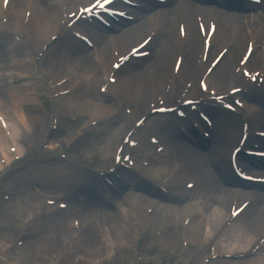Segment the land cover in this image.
<instances>
[{"label":"bare ground","instance_id":"6f19581e","mask_svg":"<svg viewBox=\"0 0 264 264\" xmlns=\"http://www.w3.org/2000/svg\"><path fill=\"white\" fill-rule=\"evenodd\" d=\"M56 1H64L63 3H65L71 11L73 6L72 0ZM83 1L85 3H90L92 0ZM212 1H215V4L219 6H227L236 10L245 8V6L233 0L227 2L223 0H197V4L212 3ZM193 2L196 3L195 0H182L179 5L173 9L153 10L151 7H143V11L139 15L140 18L145 13H147L148 16L143 22L139 23L140 25L137 24L128 27L126 30H123L119 36L112 37V39L108 40V42L103 45L102 62L105 66L103 69L95 65L92 57H89V59L83 57V52L86 51V48L82 45L78 49H61L59 50L58 56L57 50H54L53 54L57 58V65L60 67H73L77 65V69L70 73L72 80L78 84L83 83L87 87L86 93L89 91L93 92V88L96 86L97 82L99 81V85L101 83V74H103V76L109 75L110 65L112 61L115 60L113 56L114 50L120 52V55L124 54L134 43L135 37L144 33L148 28H150L149 30L154 29L157 33L153 41L160 42L159 50L156 55L157 59L153 61L151 65L147 66L145 70L137 72L129 80L119 84L118 90L120 93H124L128 91V87H131V90L137 89L136 92H131V94L138 99L135 111L137 115H145L147 112V104L150 99L157 105L159 101L158 97L165 99L167 102H171V98L174 97L175 103L177 99L180 98L181 93L178 80L180 78L183 80L192 79L194 71L198 78L202 75V68L200 66L195 67V60H198L197 55L202 53V41L197 24L195 20L194 22L192 20L191 14L194 12ZM1 4L2 0H0V16L2 15ZM28 6L33 7L34 14L31 17L29 27L24 29L20 26L19 20L20 18L23 19L25 10ZM201 10L206 13L207 16V14L212 11V8L206 9L201 7ZM6 12H9L12 17L15 16L16 19L13 18L14 20L10 25H0V30L12 29L13 32L19 33L17 35L26 37L28 45H33L34 47H32L35 49L40 43L43 45L48 42L50 34L57 29L61 19L57 6L49 0H11ZM181 18H184L183 24L187 31L185 42H182L183 40H181L179 35V23ZM238 22L239 20L225 17L217 29L216 47H231L233 44V48L223 57L218 70L214 74L212 80L209 81L210 88L212 89L219 88L220 90H225L223 89L224 83L225 88L229 84L236 83L237 81H240L238 83L239 85L243 84L241 75L235 76L231 73L230 67H232V65L235 67L234 63L236 56L241 47H247L249 38H252L257 44L260 43V46L253 51L248 62L252 61L256 69L264 72V22L257 16L245 18L242 23ZM86 32L91 34L94 39L103 36L95 33L91 28H87ZM4 39L8 42L6 44L12 46V52L14 54L10 64L7 65L5 64V55L0 52V115L2 114L7 118L12 133V138H5L0 127V156L6 158L7 162H9V156L7 154L8 148L13 143H21L23 137H29L33 134L32 127L33 124L39 120L38 116L41 104L36 99L37 93L35 91V84L38 83V78L36 77L35 71L30 67L31 63L34 61L33 57H31L30 53L19 50L13 44L15 43L14 41L8 40L6 37H4ZM104 39L107 40V37H104ZM110 50H112L111 54ZM179 56L183 57L182 67L178 77H176L171 84L169 94H166L161 86L163 85L164 87L169 83L167 78L169 76V71H172V69L169 70L168 65L173 59V66V63ZM23 64H29V66L23 67ZM236 66H238V62ZM5 71H8L9 74H5ZM11 82H15V85H12ZM145 82H147L146 86ZM197 92V81L195 80L187 99H197ZM246 98L252 102H257L255 100L260 99L258 103L262 104L264 107V94L255 99L251 96H247ZM69 99L70 101H74L72 105L76 110L81 113H89V115L95 119L108 118L117 112L118 106L111 100H102L104 101V105L103 107H99V105L89 97L77 98L76 100L74 97L73 99ZM144 108L146 109L144 110ZM199 110L204 111L203 109ZM251 110L252 108H250V105L246 106L243 117L246 115L249 116ZM207 111L211 113L216 125L211 147H208L206 142L201 141L200 138L196 136L191 140L190 144L192 145H189L187 139L180 133L175 132L172 134L171 128L170 136H166L170 145L168 157H175V159H172V161H175V165L172 168H160L158 170L159 172L154 173L155 177L158 178L162 173L170 170V173L175 174V177H178L180 173H182L186 177L195 178L199 184H203L204 181H207L208 184L203 187L202 191L196 196L197 199H195V203H185L186 199H184L182 194L181 198L178 200H166L167 198L164 199L160 197L156 191H152L141 182L135 183L133 180H128L127 183L120 185V187H130L129 191L136 190L139 192V195L128 196L126 192H111L107 187L101 186V193L107 196L109 203L105 202L106 198H101L99 204L100 209L102 207L107 208L108 205L110 206L109 210L106 211L105 209L104 212L106 213H102L101 211H95V208H93L96 197L94 193L96 186H93L92 183L89 182L87 186L90 189H94H91V192L87 193V205L89 207L85 215H83L81 228L84 230L85 235L88 233L90 234L87 236V238H90V241L89 244L83 246L84 254L78 255L77 252H75V255H77L75 264H114L116 256L119 255L120 251L127 248L130 244V237H137L136 234L140 225L136 217L137 212L135 213L136 208H141V206H146L147 204H154L153 207L158 204V208H155L153 216L149 218L154 224V227L157 226L158 228L168 229L169 227H167V225L164 227L163 223L166 216H169L168 220L170 224L172 221L174 222L171 228L175 232L170 233L167 240L162 242L163 246L168 248L169 251L178 250L180 236L190 235L192 241L201 247V256L208 258L209 252H205V246L215 241L214 238L208 236V234L216 230L218 226L221 227L224 216L229 214L231 203L233 199L235 200L236 198L252 199L254 203H252L231 226L230 235L228 237L229 244L224 247L223 245L219 246V244H216L217 249L222 250L219 251V253L224 252L236 255L241 250L249 248L251 243H255L258 236H262L264 231V204H261V202L263 201L264 195L254 191L251 192L252 190H241L234 185L237 182L234 181L229 163V155H227L226 151L230 143L238 142L239 140L240 130L237 135V118L233 117V121L231 123L228 122L229 124L226 125L225 120L217 118L219 117L218 115L224 112L219 110ZM259 114L264 115V113ZM259 119L263 120L259 123L264 124V116L262 115L252 120L256 121ZM122 120L126 121V119ZM152 124L154 123L152 122ZM122 128L110 137L106 146L107 151H104L105 156H107V152L109 151L113 153L117 135L123 130ZM253 130L254 129L249 131L250 134L246 144L254 140L252 138ZM188 132L194 133L191 131ZM261 144L264 146V141H262ZM212 158H214V160ZM155 159H160L157 165H162L168 161L167 158L159 156H156ZM238 161L246 164V160L242 155H239ZM247 164L251 166L250 163ZM0 168H2V165H0ZM212 170L219 173L220 181H222L223 186L218 182H214L213 174H211ZM80 175L84 176L82 174ZM86 176L87 175H85V177ZM189 182L191 183L189 180L185 185ZM117 184H119V182H117ZM183 192V194H186L185 191ZM190 192H195V189ZM101 193L99 194L101 195ZM140 193H142V196H140ZM123 195L126 196L122 199ZM150 195H156L162 200L171 203L166 205L173 204V206L165 207L157 201H150L148 199ZM90 203L92 206L89 205ZM207 204H211L213 207H208ZM114 205L118 207L116 210L113 208ZM194 207H200L199 209L201 212H199V209L197 212L192 211ZM46 212L50 213L51 211L50 209H46ZM245 212L248 215H245ZM24 213L27 215L26 212ZM189 214L193 215L192 224L189 228H183L181 224L184 223V220ZM105 215L111 220L110 230H105V223L102 225V223L97 222V216L101 218ZM17 218L22 221L26 220L23 214H17ZM24 223L25 222L21 225ZM52 223L54 225V230L57 231L59 239H62V232L64 235V229H62L61 232L60 225L56 224L54 219ZM112 234H115V240H110L109 236ZM55 246L57 247V245ZM5 248L4 246H0V255L2 257H4ZM55 250L53 243H44L35 252V255L36 253L38 254L36 255V259L39 256H46L50 251L54 253ZM235 264H264V245L251 259Z\"/></svg>","mask_w":264,"mask_h":264},{"label":"rangeland","instance_id":"374dc122","mask_svg":"<svg viewBox=\"0 0 264 264\" xmlns=\"http://www.w3.org/2000/svg\"><path fill=\"white\" fill-rule=\"evenodd\" d=\"M154 8L156 9V6ZM164 8H167V6ZM149 29L150 28L145 30V32L143 34V38L148 34V32L150 31ZM155 43L157 44L158 47L160 46L159 45L160 42L155 41ZM0 47H1V52L5 53L6 60L8 63V59H9L8 57L9 56H7V54L9 52V50L6 46L2 45L1 42H0ZM39 47H41V43H40ZM10 48H11V46H10ZM28 49L30 50V48H28ZM218 49L219 48L217 47L216 50H218ZM244 49H245V46L240 48V50L236 56V60H235L234 64H236L238 62V60H239L241 54L243 53ZM89 51L90 52H88V51L86 53L84 52L83 57L88 58V56L91 55L92 50L89 49ZM110 54H111V50H110ZM156 57L157 56L155 55L154 58H152V60L147 61V64H148L147 66L151 65L152 62L157 59ZM172 61H173V59H172ZM172 61H170L169 65H168L169 70L171 69ZM91 63H93V62H91ZM232 68H233V65H232V67H230V70ZM141 70H144V69H141ZM67 77H68V70L66 71V69H64V68H57L54 75L51 78L53 80H59L61 78L64 79ZM146 84H147V82H145V86H146ZM37 86L39 87V90L37 91V95L39 96V99H40L41 110H40V113L38 116L39 117V122H38L39 123V131L36 132L35 138L33 139L32 143L34 141H39L40 137H44V136H47L50 134V137H49L50 140L57 142V144H59V148L53 152L35 153L33 161L37 162L38 164L46 163L47 164V171H49L50 173H53L55 175H64L66 177H72V178L76 177L75 174L81 169H77L72 165H68L67 163H65L64 160L60 159V153L66 152L65 144L69 145V143L73 140H77L78 142H83L86 144V147H91V148H96L98 146V144H104L105 143L103 145L102 149L95 150V153L98 151V154H101V156L106 158L104 151H107L106 146H107V143H108L110 137L115 134V132L117 131L116 130L117 128L121 127L122 125L125 126L126 123L120 121L118 124L110 125L109 127H106V125L101 126L102 122H106V121H103V119H105V118L95 119L92 116L89 117V115H87L85 113H78L77 111H72V110L71 111L73 113H67V111L62 109L63 108L62 106L65 103L64 101L68 100V98L73 99V97L75 100L77 98L89 97L93 101L98 102L97 99L94 100V97L98 96L97 87L99 86V81L97 82L96 86H94L93 92L89 91L88 93H86V91H84L81 88L82 84L79 83L78 84L79 87L75 86L74 91L67 98H64V99L58 98L55 101L51 100V98H50V96H49V94H48V92L44 86H41V85H37ZM72 86H74V84L68 82L64 86V88L70 89ZM161 87L163 88V85ZM223 89H225V83L223 84ZM67 102L68 101H66V103ZM100 103H102V102H100ZM54 106H56L59 109V111H60L59 113H53V107ZM42 107L45 108V110H46L45 113L42 111ZM145 109L146 108H144V110ZM119 114L123 115V117L126 118V116H124V110L121 107V108L117 109L116 113H114L112 116H109L107 119H112ZM141 115L142 114H139L138 117ZM54 117H57V120H58V123H57L58 125H57L56 130H52V119ZM136 118H137V116H136ZM225 118L227 120L230 119V117H226V116H225ZM166 120H167L166 116L165 117H158L156 119L157 122H161V123L166 121ZM92 123H98V125L95 127H92L91 126ZM238 123H239V121H238ZM131 126H132V123H128V126L126 128H124V131L121 132L120 135L117 136L118 141L116 142V145L121 140L124 132L126 130H128ZM237 126H238V124H237ZM238 130H239V127H238ZM92 131H94V133H92ZM109 132H111V134ZM85 133H89L93 137V139H81L80 136L85 134ZM103 133L106 134L105 137H104ZM101 136H103L104 138L103 137L101 138ZM75 151H77V149H75ZM108 153H110V151L107 152V154ZM111 154L108 156L109 158H107L108 160L106 163V167L111 165ZM27 167L28 168H25L22 171L17 170L15 172V174H18V175L23 174L24 172H26L30 168L29 165ZM40 168L41 169H39V170H34L35 173L39 176L42 174H44V176H45L47 171H45L44 168H42V167H40ZM156 171L157 170L154 169V171H152V172L155 173ZM79 172H81V171H79ZM167 174L168 173L162 174L159 177V179H163ZM91 180H93V179H91ZM179 180L176 179V181H179ZM179 183H180L179 184L180 186L178 185L177 189L174 188V187H176V184L175 185L171 184V186L177 192L179 190L183 191V189H184L183 185H184L185 181H179ZM28 186L29 185H27V187ZM83 192L86 193V189L83 190ZM20 199H22V198H20ZM148 199L150 201H157L159 203V200H156L155 198H152V199L148 198ZM95 200H96L95 203L98 202L96 197H95ZM192 200H193V198L188 196L187 201H185V203L186 202L191 203ZM160 204L164 205L165 207L166 206H173V205H166V203H164L162 201H160ZM261 204H264V201H262ZM153 205L154 204H147L145 207L146 208L151 207V209H152ZM211 206L213 207V205H211ZM155 207L158 208V204L155 205ZM17 209H18V207L10 208L7 211L5 216L12 218V215L17 214ZM245 215H248V214H246V212H245ZM106 218L101 217V223H102V225H103V223H105V226L106 225L109 226L111 224V220L109 218H107V219ZM242 222H241V224H242ZM173 224H174V222L172 221L171 225H173ZM2 226H3V223H2V221H0V233L6 235L5 228H3V230H1ZM4 226L7 227V224H4ZM159 231H161L159 228H155V227L150 226L149 230L146 232L148 234H156ZM172 232L174 233L175 231H173V230L168 231L166 236H163L164 234L159 236L158 238H156L154 241H152L147 246V248L145 250V261L144 262L149 263V264H196V262H198V264H199L201 261V258L198 257L197 259H195V257H194L195 256L194 252L197 251V248L195 246H191L190 250L188 251L187 254H183L182 252H180V249H181L180 242H179V247L177 248L178 250H175V251H173V250L169 251L168 248L163 246L162 242L164 240H167V238L169 237V234ZM46 237H48V236H46ZM109 238H110V240H115V234L110 235ZM134 238L135 237H133V236L130 237V239H129L130 244L128 245L127 248L120 251L119 255L116 256V261L114 262V264H140V261L137 260V253H138L137 239L138 238H135V239ZM44 241H45V238H43L42 242H44ZM48 241L49 240H46V242H48ZM89 241H90V238H88V241H87V237H86V243L87 244H89ZM0 243H1V245H5L6 242H4L3 240H0ZM38 245H42V244H38ZM32 251H35L34 246L32 249L30 246V248H29L30 253H28V252L24 253L19 259H17V264H75V258L77 256L76 255L75 257H73V256L69 255V257H67L64 262H62V261L56 262V260H54L55 255L53 253V254H49L47 257L44 258V260L41 263H39L35 259V256H33ZM36 255H38V254H36ZM5 263H6V255L3 258H2V256H0V264H5Z\"/></svg>","mask_w":264,"mask_h":264},{"label":"snow or ice","instance_id":"6c2138e0","mask_svg":"<svg viewBox=\"0 0 264 264\" xmlns=\"http://www.w3.org/2000/svg\"><path fill=\"white\" fill-rule=\"evenodd\" d=\"M98 6H100V5H98Z\"/></svg>","mask_w":264,"mask_h":264}]
</instances>
